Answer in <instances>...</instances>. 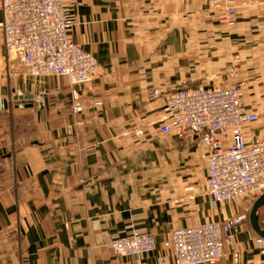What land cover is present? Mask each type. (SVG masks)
<instances>
[{
  "label": "crops",
  "instance_id": "1",
  "mask_svg": "<svg viewBox=\"0 0 264 264\" xmlns=\"http://www.w3.org/2000/svg\"><path fill=\"white\" fill-rule=\"evenodd\" d=\"M233 1L229 25L203 12L208 0H64L73 39L100 67L77 84L7 57L0 29V97L8 100L0 109V264H171L163 240L174 229L237 213L247 219L215 264H264L251 214L258 198L212 200L200 138L160 126L177 85L235 82L244 109L259 115L243 124L245 141L264 140V0ZM17 93L35 100L15 103ZM74 93L80 112L70 107ZM256 220L264 231V204ZM131 231L153 234L156 249L117 255L110 243Z\"/></svg>",
  "mask_w": 264,
  "mask_h": 264
},
{
  "label": "built area",
  "instance_id": "2",
  "mask_svg": "<svg viewBox=\"0 0 264 264\" xmlns=\"http://www.w3.org/2000/svg\"><path fill=\"white\" fill-rule=\"evenodd\" d=\"M1 13L5 52L30 73L64 76L71 83H85L97 74L98 61L71 36L74 21L64 0H2ZM81 109V105L73 107ZM258 116L244 109L238 83L182 86L167 95L160 126L165 133L200 138L207 148L206 194L224 202L264 194V140L248 144L243 129L246 121ZM227 133H231L229 145L225 144ZM245 219L247 214L237 213L223 221L174 229L164 241L174 255L171 264L217 263L224 255V241L240 231ZM255 246L264 254V236H256ZM156 247V238L149 233H134L113 245L119 255L137 259Z\"/></svg>",
  "mask_w": 264,
  "mask_h": 264
},
{
  "label": "rangeland",
  "instance_id": "3",
  "mask_svg": "<svg viewBox=\"0 0 264 264\" xmlns=\"http://www.w3.org/2000/svg\"><path fill=\"white\" fill-rule=\"evenodd\" d=\"M240 5L241 6H246L247 5V1H242L241 3H240ZM232 7H234L235 8V13H232ZM238 7H239V4L238 3H236V2H234L233 0H208V3H207V6L206 7H204L203 8V12H206V13H208V12H214V13H217V15H218V20L220 21V22H223V23H226V24H229V25H232L233 24V22H234V17L236 16V14H237V10H238ZM71 36H72V33H71ZM73 38V37H72ZM82 46V45H81ZM83 47V46H82ZM84 48V47H83ZM89 52V51H88ZM91 53V52H90ZM6 55H7V53H5ZM92 54V53H91ZM93 55V54H92ZM94 56V55H93ZM7 57H9V58H13V57H11V56H9V55H7ZM95 57V56H94ZM237 56L235 57V61L237 60ZM16 59V58H15ZM95 59H96V57H95ZM97 60V59H96ZM99 63V62H98ZM235 63H233L232 65H231V67L228 69V72L229 73H231V74H235V65H234ZM100 68V67H99ZM47 76H49V77H52V78H58L59 76H57V75H47ZM69 81V80H68ZM69 83L70 84H74V83H71L70 81H69ZM235 83V82H234ZM75 84H77V83H75ZM233 83H231L230 85H232ZM182 86H186V85H184V84H180V85H177L176 86V88H178V87H182ZM198 86H201V85H198ZM229 86V85H228ZM187 87H191V86H187ZM194 87H196V86H194ZM175 88V89H176ZM152 94L154 95V96H160L161 94H162V90L161 89H158V88H153V90H152ZM169 93H167L166 95H165V99H164V102H163V104L165 103V101H166V97H167V95H168ZM98 103H100V102H98ZM75 105H81V107H82V104L79 102V96H76L75 95V93H74V101L70 104V107H71V109H73V107L75 106ZM163 106V105H162ZM163 108V107H162ZM80 111H82V109L80 110ZM80 111H76V112H80ZM133 133L134 134H136V135H142L143 133H144V128L143 127H137V128H135L134 129V131H133ZM202 143V142H201ZM203 144V143H202ZM204 145V144H203ZM205 146V145H204ZM260 197V196H259ZM259 197H257V198H259ZM230 218V217H229ZM201 224H204V223H201ZM196 225H198V224H196ZM193 226V225H192ZM188 227V226H187ZM134 233H148V232H137V231H131L130 233H127V234H125V235H120V236H117V237H115L113 240H112V242L110 243V245H111V248L113 249V245H114V243H115V241L116 240H118L119 238H123V237H127V236H131V235H134ZM149 234H151V233H149ZM153 235V234H152ZM157 241V240H156ZM164 241H165V239L163 240V244H164ZM114 250V249H113ZM114 252L116 253V251L114 250ZM117 255H119L118 253H116ZM148 255V254H147ZM119 256H121V255H119ZM130 257V256H129ZM134 258V257H133ZM162 260V259H161ZM164 261V259L162 260V262ZM174 262V259H173V261H172V263Z\"/></svg>",
  "mask_w": 264,
  "mask_h": 264
},
{
  "label": "water",
  "instance_id": "4",
  "mask_svg": "<svg viewBox=\"0 0 264 264\" xmlns=\"http://www.w3.org/2000/svg\"><path fill=\"white\" fill-rule=\"evenodd\" d=\"M14 102L15 103H20V104H27V105H32V103L35 100V96L33 94H27V95H23L22 93H17L13 96ZM42 99H43V95H39L37 97V100L42 103ZM8 106V100L1 98L0 97V109L2 108H6ZM264 204V194H262L257 201L255 202L253 208H252V219L254 221V224L257 228V231L260 233V235L264 236V231H262L257 223L256 220V213L258 211V209Z\"/></svg>",
  "mask_w": 264,
  "mask_h": 264
}]
</instances>
